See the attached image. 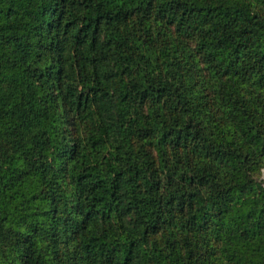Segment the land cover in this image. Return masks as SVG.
Here are the masks:
<instances>
[{
	"label": "trees",
	"instance_id": "obj_1",
	"mask_svg": "<svg viewBox=\"0 0 264 264\" xmlns=\"http://www.w3.org/2000/svg\"><path fill=\"white\" fill-rule=\"evenodd\" d=\"M264 0H0V264H264Z\"/></svg>",
	"mask_w": 264,
	"mask_h": 264
},
{
	"label": "rangeland",
	"instance_id": "obj_2",
	"mask_svg": "<svg viewBox=\"0 0 264 264\" xmlns=\"http://www.w3.org/2000/svg\"><path fill=\"white\" fill-rule=\"evenodd\" d=\"M260 180L264 183V168H262V170H261Z\"/></svg>",
	"mask_w": 264,
	"mask_h": 264
}]
</instances>
